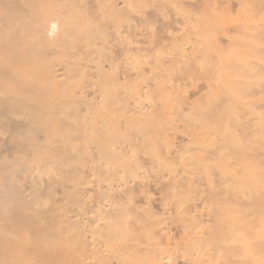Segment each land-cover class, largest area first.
Returning <instances> with one entry per match:
<instances>
[{"label":"rangeland","instance_id":"1","mask_svg":"<svg viewBox=\"0 0 264 264\" xmlns=\"http://www.w3.org/2000/svg\"><path fill=\"white\" fill-rule=\"evenodd\" d=\"M56 1L46 7L61 8ZM65 5L57 39L82 43L48 60L69 58V67L55 68L58 76L73 70L58 92L75 89L78 104L65 110L81 114L61 123L64 132L86 130L76 147L95 161L69 171L86 172L84 204L68 200L78 178L66 167L45 174L53 181L42 218L67 236L73 231L58 222L66 218L101 228L94 239L88 229L85 246L82 239L74 248L63 239L40 241V225L31 229L38 236L25 233L24 252L21 242L13 248L16 257L30 264H264V0ZM72 24L78 28L64 29ZM99 201L105 214L97 213ZM93 245L102 249L97 258L88 252Z\"/></svg>","mask_w":264,"mask_h":264},{"label":"bare ground","instance_id":"2","mask_svg":"<svg viewBox=\"0 0 264 264\" xmlns=\"http://www.w3.org/2000/svg\"><path fill=\"white\" fill-rule=\"evenodd\" d=\"M40 1L41 0H0V146H3L4 148V151L2 150L0 152V258L3 257V259L5 260L9 257V264H30L29 262L31 260L29 262H26L21 258H17L16 256L18 251L14 250L13 248H15L16 245L17 248L21 244V246L18 247V250L20 249L22 251L24 248L21 249V247L26 246V243L25 245H22V243L24 242V238L27 235H30L33 232L37 231L38 229L36 227H39L40 225L41 226L39 227L38 231H41L42 233L39 232L40 234H36L35 232L37 236L39 234L38 237L41 238L40 241L52 242L53 240L60 241L61 239H63L65 245H74V248L75 246L83 244L82 239L84 240L85 246V240L88 239L89 235L88 229H90L91 238H95V231L101 228V225L99 226L98 224L93 227L92 225H90V220H93L94 217L91 218L87 216L86 223H90L89 226H86L85 223L82 224L81 221L74 223L71 221V219L67 218L63 221L57 220L58 222H60V226L58 225L59 227H62V223L64 226L70 228V230L73 231L72 235L67 236L60 231L61 229L56 230L51 225L47 226L48 224H45L46 218L44 221L42 218L46 212H44V210L46 209H44L45 204L43 202V199L46 195L45 193L51 190L50 184L53 181L49 180L52 176L48 178L49 181L46 180L45 174L48 171L52 170L53 172L51 171V173H54L56 175V171L62 167L67 168L65 170L67 171V173L71 168L78 167L79 169V163L80 165L83 164L86 158H91L93 160L94 156L89 151L87 152V150L78 151V148L76 147V145L78 146L79 142L81 143L82 140L86 139V130H84L85 132L81 130L78 131L79 129L76 131L74 130V132H64L67 125L62 124V120L66 117H71L72 115L78 118L81 114L78 110H76L77 107L74 108V114H71L70 108L65 110L71 104H78L73 101L74 97H76L77 99V96H79V94L74 91L75 89L68 90L66 88V91L62 94H59L58 92L59 88L61 90L65 89L63 88V78L67 77L65 75L69 74L68 77H70V75L72 74L71 71H73L71 70L72 68H68L69 65L67 61L69 60V58L65 56L62 62L56 61L55 63L50 62L52 60H48L51 59L54 54L56 56L59 51H73L75 47L81 45L82 42L78 41L81 42L80 44L75 41L71 42L67 40L66 42H61L62 36L57 39V37H59V35L61 34H58L60 32V29H63L64 27L63 26L61 28L62 24H60L61 26L59 25V20L62 19V17L60 16L62 14L61 12L64 11L65 8H67V5L63 6L64 1L66 0H62L63 4L62 2L58 3L56 0H54L58 3V5L62 4L64 8L62 6L60 8V5L59 7H56L57 5L55 6L52 4L53 7L55 6V9L53 11L50 10L49 7H46V4H48V0H44L47 2L46 4H44V1L42 0L43 4L41 3L40 5L46 7H44L46 12L44 8H42L44 11H41V9H39ZM66 3L71 5L69 2ZM49 5L50 2L47 6ZM47 8H49L50 12L47 11ZM114 12H118V10ZM71 22L72 21L68 23L70 24ZM65 27L66 28L64 29L70 31V29H77L78 25L72 24ZM86 28L90 29V27ZM82 36L84 35L82 34ZM50 54H53V56L51 55V58L49 56ZM47 62L50 63L46 64ZM58 64L68 66V73L60 74V76H58V74H56L55 72V68H57L56 65ZM40 72H44V74L46 73V75L50 74L48 75V79L51 76V80H46V78L43 77L44 74L42 76L40 75ZM40 76H42L43 78H41ZM60 77V82H56L55 80V83L50 82L53 81L52 79L57 80ZM68 98L69 100H67ZM82 102L84 105L86 104V108L91 107L90 103H88L87 101ZM80 124H82V126L85 124L84 126H86L89 125L90 122H85L84 124L80 122L79 125ZM2 135H8V137L6 139H3ZM72 151H76L77 153H74ZM101 156L102 155L99 154L100 159L102 158ZM76 157H78L79 160L76 159ZM94 161L95 160H93V162ZM102 167V164H98L90 170L91 172L95 173L96 170L102 169ZM65 171H63L64 174H67L65 173ZM101 172L104 171L101 170L100 173ZM54 174L53 176H55ZM67 175L71 177V180H73L74 176L78 178L76 180H73V182H76H71L76 186H73L71 197H68V200H70L71 198L70 201H72L73 203L75 202L78 205L86 203L87 200L89 201L90 199L84 195L83 191L85 189L83 187L86 185L85 181H87L86 172H84L83 170L79 174L75 173L74 176L72 175V172H69ZM86 183H88V181ZM102 204L103 203L101 201V205ZM96 205L97 207L95 208L98 214L106 213L103 210V208L105 207H102L100 205V201L99 204L96 203ZM51 211L53 212V210ZM63 216L61 220L63 219ZM47 222L49 224L52 223L51 221ZM42 223L45 224V226H43ZM102 226L105 225L103 224ZM51 227L55 231L52 232V230H50L52 229ZM34 228L35 231H32L31 229ZM25 233L29 234L26 235ZM15 238H18L17 241L14 240ZM30 238H28V240ZM11 240L13 241V243H10ZM14 241H19L18 244L20 242L21 243L18 245L15 244ZM59 241L58 244H60ZM94 243L96 245V242ZM8 244H13L14 246H8L9 248H12H10L12 251L8 250V247L7 251H11V253L15 255L13 256L12 254H9L10 256L12 255L14 257L13 259V257L11 256V259L15 263H10V256H7L5 253L6 251H3L6 249L5 246H7ZM88 248H90V246H88ZM90 249L91 250L88 252L92 251L93 256L97 254L96 258L98 257V255H101L99 254V251H101L102 249L99 250L98 248H94V245ZM14 251H16L17 253ZM18 254H20V252ZM19 256L21 257L22 255ZM24 256L26 255L24 254ZM74 258L76 257L74 256ZM16 259H20L21 261ZM33 260L34 259H32V263L34 262L35 264H37ZM2 263L3 262H1V264ZM6 263L7 262H5L4 264Z\"/></svg>","mask_w":264,"mask_h":264}]
</instances>
